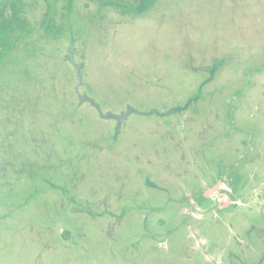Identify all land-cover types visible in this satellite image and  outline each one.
I'll return each instance as SVG.
<instances>
[{
  "label": "rangeland",
  "instance_id": "obj_1",
  "mask_svg": "<svg viewBox=\"0 0 264 264\" xmlns=\"http://www.w3.org/2000/svg\"><path fill=\"white\" fill-rule=\"evenodd\" d=\"M128 2L19 3L0 264H264V0Z\"/></svg>",
  "mask_w": 264,
  "mask_h": 264
},
{
  "label": "trees",
  "instance_id": "obj_2",
  "mask_svg": "<svg viewBox=\"0 0 264 264\" xmlns=\"http://www.w3.org/2000/svg\"><path fill=\"white\" fill-rule=\"evenodd\" d=\"M140 0H129L128 7L122 9L123 14H131ZM21 3V0H18ZM17 2H0V69L7 68L14 62V55L24 45L28 49L27 39L31 35V27L26 18L22 6ZM44 35L47 37H59L60 27L47 13L41 24Z\"/></svg>",
  "mask_w": 264,
  "mask_h": 264
},
{
  "label": "water",
  "instance_id": "obj_3",
  "mask_svg": "<svg viewBox=\"0 0 264 264\" xmlns=\"http://www.w3.org/2000/svg\"><path fill=\"white\" fill-rule=\"evenodd\" d=\"M216 189H225V186L220 183L213 189V191L216 190Z\"/></svg>",
  "mask_w": 264,
  "mask_h": 264
}]
</instances>
